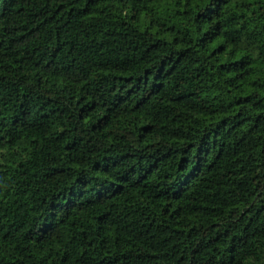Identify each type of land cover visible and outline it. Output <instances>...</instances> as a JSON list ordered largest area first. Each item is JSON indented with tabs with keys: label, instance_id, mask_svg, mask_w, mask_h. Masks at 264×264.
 Masks as SVG:
<instances>
[{
	"label": "trees",
	"instance_id": "16d2710c",
	"mask_svg": "<svg viewBox=\"0 0 264 264\" xmlns=\"http://www.w3.org/2000/svg\"><path fill=\"white\" fill-rule=\"evenodd\" d=\"M0 264H264V0H0Z\"/></svg>",
	"mask_w": 264,
	"mask_h": 264
}]
</instances>
